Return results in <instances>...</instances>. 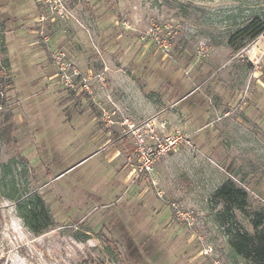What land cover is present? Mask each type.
I'll return each instance as SVG.
<instances>
[{
	"label": "rangeland",
	"instance_id": "1",
	"mask_svg": "<svg viewBox=\"0 0 264 264\" xmlns=\"http://www.w3.org/2000/svg\"><path fill=\"white\" fill-rule=\"evenodd\" d=\"M253 19L264 0H0V264H252L230 239L264 207V30L239 33ZM134 83L154 103L141 121ZM126 114L189 143L130 176ZM224 183L243 209L215 197ZM32 196L40 233L19 215Z\"/></svg>",
	"mask_w": 264,
	"mask_h": 264
},
{
	"label": "trees",
	"instance_id": "2",
	"mask_svg": "<svg viewBox=\"0 0 264 264\" xmlns=\"http://www.w3.org/2000/svg\"><path fill=\"white\" fill-rule=\"evenodd\" d=\"M264 30V24L253 19L249 21L239 33L248 37V41L256 38ZM235 36H231L229 43L233 44ZM0 85L2 77L0 75ZM3 99L0 96V106ZM215 197L224 201L225 207L235 205L239 210L243 209L246 199L245 191L240 188L229 187L222 184L216 191ZM19 215L24 224L34 233H40L51 224V219L44 201L39 196H32L18 205ZM253 232L238 231L231 236L230 244L236 254L242 256L252 264H264V207L256 211L251 219Z\"/></svg>",
	"mask_w": 264,
	"mask_h": 264
},
{
	"label": "built area",
	"instance_id": "3",
	"mask_svg": "<svg viewBox=\"0 0 264 264\" xmlns=\"http://www.w3.org/2000/svg\"><path fill=\"white\" fill-rule=\"evenodd\" d=\"M54 63L58 70V77L65 85L77 91L80 88L76 85L75 79L78 78L83 82L81 88L89 91L86 79L80 77V73L70 62L63 60V54L55 55ZM128 132L134 142L136 165L132 171L135 178L142 174L151 175L162 157L175 151L179 146L189 143L186 135L181 131L166 132L155 127L152 123L137 127L128 125ZM178 214L181 215V213Z\"/></svg>",
	"mask_w": 264,
	"mask_h": 264
},
{
	"label": "crops",
	"instance_id": "4",
	"mask_svg": "<svg viewBox=\"0 0 264 264\" xmlns=\"http://www.w3.org/2000/svg\"><path fill=\"white\" fill-rule=\"evenodd\" d=\"M86 85L88 86V84H86ZM79 88L80 89L77 90L79 93H81L82 91L83 92L86 91L85 89L81 88V85L79 86ZM130 88H131V90H133L131 97L133 98V100H135L134 103L136 104V107L134 108V106H132V105L129 106V103L126 102L129 106V107L128 106L127 107H128V111L130 112V115L135 117L137 119L136 121L144 120L147 116H149V114L154 115V113H153L154 108L152 107L154 103L152 102V100L145 97L144 87H142V85L140 87V85L138 86V84L134 83V84H131ZM171 93H172V91H171ZM83 94L87 95L86 92H84ZM130 102H131V100H130ZM120 104H122V103L120 102ZM130 107H132L136 111V113H133L129 109ZM94 110H95V107H93V111ZM94 113H95L94 115L96 117H98L100 115L98 110L96 112L94 111ZM130 115L129 114L123 115L122 119L120 121H121V124L124 126V128L122 130V131H124L123 135L125 136V139H127L129 141L127 144V150H126L129 153L128 157H127V161L130 163V160L132 159V163L131 164L128 163V165H130V167L132 169L133 164H134L133 162H135L136 159H135V155H134V142H133V139H131L132 137H131L130 133L128 132V125L137 127L142 122H139L138 124L133 123V120H131L129 118ZM124 120H126V122H123ZM129 137H130V139H129ZM131 169L128 168V173L130 176L133 173V171Z\"/></svg>",
	"mask_w": 264,
	"mask_h": 264
}]
</instances>
